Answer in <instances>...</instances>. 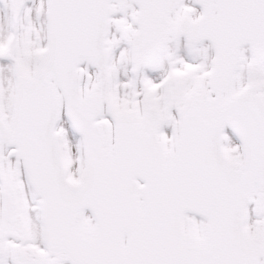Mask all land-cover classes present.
<instances>
[{
	"label": "snow or ice",
	"instance_id": "1",
	"mask_svg": "<svg viewBox=\"0 0 264 264\" xmlns=\"http://www.w3.org/2000/svg\"><path fill=\"white\" fill-rule=\"evenodd\" d=\"M0 264H264V0H0Z\"/></svg>",
	"mask_w": 264,
	"mask_h": 264
}]
</instances>
